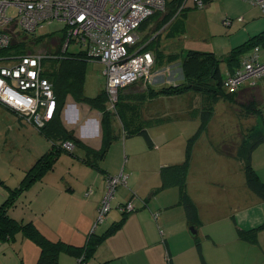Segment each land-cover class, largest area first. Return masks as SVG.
Listing matches in <instances>:
<instances>
[{
	"label": "rangeland",
	"instance_id": "obj_1",
	"mask_svg": "<svg viewBox=\"0 0 264 264\" xmlns=\"http://www.w3.org/2000/svg\"><path fill=\"white\" fill-rule=\"evenodd\" d=\"M204 2V7H198L194 3V0H186L184 13L174 18V21L170 25L172 28L169 29L170 27H167L159 30L156 33V37H154L155 34L153 35L154 38L152 40L154 44L155 38H158V44H155L154 48L157 47L165 55L163 58H158L152 70L151 83L155 80L154 82L156 83H153L154 86L159 87L158 84L161 81H164L161 86L169 81L172 83L183 81L180 58L178 57L168 62L166 56L169 53L180 55L187 50L193 49L198 51H213L218 57H221L232 49V47L248 40L250 33L253 34V31L258 32L264 28V11L259 6H254L247 0H204ZM14 14L15 8L10 7L8 9V15L13 16ZM238 17H241V20H238ZM63 29L64 23L57 20H53L49 24L46 23L41 28L38 27L34 33L35 36L41 37L49 33L50 35H46V42L38 41L31 48L36 52H42V54H51V51L54 50V45L47 44V41L50 37L51 39H59L62 36ZM151 30H146L148 35L151 34H149ZM150 40L149 38L147 41ZM66 50L67 53L78 52L79 50H84V47L70 44ZM51 55H47L48 57L43 59L44 68L53 64L54 60L57 61L60 57L65 56V53L60 49L58 54ZM259 58L261 61H264L263 46L262 49L260 47ZM103 66L102 63L93 59L87 62L84 83L86 95L94 96L104 87L105 81L101 74ZM221 66L224 67V64ZM248 93L249 91L243 98H238V101H242L248 97ZM68 97L66 105L73 103L72 99ZM194 100L193 97L187 98V94L161 96L156 102L149 105L148 112L150 110L151 113L153 112L152 114H148L146 107L142 109L143 119L148 121L145 123V128L156 144L154 147H148L143 136L138 134L129 137L120 136L109 144L104 156L95 165L84 162L82 160L84 154L78 148H74L73 153L61 150L54 156L52 167L45 173V179L53 186H55V183H58L61 188L69 186L68 184L71 183V186L75 188V194H61L58 197V202L60 204L74 206V210L72 211L73 217L77 214V211L80 210L81 212V208H84L83 212L87 216V219L89 216L93 219L91 231L94 228L95 231H93L96 234L105 231L108 225L110 226L113 221L116 222L122 217V212H120L121 203H131L134 208H140L146 201L147 203H151V206L154 208L155 206L156 208L160 206L158 205L159 202H168L167 204H170L171 196L169 194V187H175L174 185L167 187L166 192L157 197H153L152 187L160 184V167L182 160L184 157V146L186 142L184 146L183 144L181 145L182 142L180 143L181 152H178V141L179 139L181 141L182 133L189 138L196 131L200 122L199 117L193 113L194 108L192 109V107H194V104L192 105V103ZM6 108L0 104V109H4L11 115L8 114L10 117L9 120L6 119L5 114L2 115V118L0 116V178L3 180V185L0 184V203L2 202V198L7 194L5 192L9 191L6 189V186L14 188L21 185L28 170L35 159H37V156L48 150L52 143L44 135L40 134L38 129L26 119H23L22 125L17 124V130L8 131L6 122L9 123L11 121L10 124L17 122L13 112L9 108V110ZM76 108L78 109V119L75 122L66 121L65 111L63 109L61 114L64 120L63 122L69 127H75L79 135L83 129L85 134L89 135L87 137L81 136L86 143L92 146L99 145L101 139L99 135H94L93 127L89 123L84 126L80 124L85 114L94 117L96 116L95 112L92 111L90 113L86 107L83 108L80 105H76ZM239 109L240 104L238 102L231 103L219 100L215 104L212 116L208 120V127L202 131V137L196 139L199 142L194 148L193 160H191L193 161V170L200 166L204 169L205 175H202L200 178H190V189L195 192L194 194H197V187L200 184L197 181L202 178L207 181L225 179L230 182L229 185L222 189L214 183H204V191L199 194L201 202L204 203V210L209 207L210 203L215 204L216 202H220L225 211L226 202H233L232 193L234 187L230 184L233 181L236 183V180L232 177L228 178V176L235 172L237 163L234 158L217 152L216 148L222 145V140H226V143L231 144L237 142L242 131L245 132L246 128L254 124L256 119L258 122L260 121L258 116L245 118L244 120L239 118L241 114L238 115V111L239 113L242 112ZM261 110L264 115V101L261 104ZM114 126L116 132H121L118 122ZM240 128L243 130L241 131ZM7 136L12 142V144L8 145V149L5 144ZM208 168L209 170L206 172L205 169ZM107 171L109 172V176L118 175L122 171V174L126 175V179L123 182L118 181L114 187L110 188L111 192L108 203L105 205L108 209L102 215L104 219L102 220L103 222L105 221L103 223L98 218L101 213L99 207L101 205L102 208L104 205L103 199L106 192V178L104 176ZM87 188L92 189L88 192L91 193L93 191L89 196L84 195ZM25 192L24 190L21 191V197L19 196L20 207L17 206L15 210L16 218L19 221L30 220L34 213L37 212L35 208L39 200L34 195L36 192L33 190L30 192V198H32L30 203L25 199ZM100 194L99 204L95 210L96 215L94 216L92 214L95 209L93 205ZM128 198L130 200L126 201ZM26 203L29 204V207H26ZM145 209L148 214L152 212H149V208L147 207ZM162 209L164 210V208ZM11 210L14 212V206L11 207ZM156 211L157 213L160 212V210ZM154 216H156L155 213ZM136 217H140L141 219L146 218V213L140 212V215L138 214ZM87 219L80 220L79 227L85 225ZM75 230L71 231L70 229V233H76ZM121 231L123 232L124 230H120V233ZM162 232L165 235L164 230ZM157 234L159 239L163 237L158 229ZM15 237V246L23 248V252L20 256H17L11 248H6V254L13 255H8V257L2 258V260L6 264H34L36 258L34 247L38 250V246L23 236L21 231L17 232ZM196 237L200 239L199 236ZM75 238L81 240V244L85 240L79 237L78 234H75ZM224 245L225 247H221L222 257L228 255V248L232 249V255L234 249L240 251L241 259H235L236 261L234 262L245 260L251 252L250 249H254L256 252L258 249L254 245L248 248L232 242ZM61 254L62 256H60ZM208 254L210 256V252ZM81 259L78 257L75 258L66 252H60L57 264H79L81 263Z\"/></svg>",
	"mask_w": 264,
	"mask_h": 264
},
{
	"label": "trees",
	"instance_id": "obj_2",
	"mask_svg": "<svg viewBox=\"0 0 264 264\" xmlns=\"http://www.w3.org/2000/svg\"><path fill=\"white\" fill-rule=\"evenodd\" d=\"M185 4L186 0H167L164 9L166 11H155L141 22L138 28L139 40L136 43V47H142L141 50L152 51L155 57V64L158 58H163L165 55L157 47L154 48L155 44H158V38H155V44L152 38L156 37V33L159 30L170 27L174 18L184 13ZM152 23L154 24L152 25ZM148 29H152L149 32V34L151 33L150 35L146 31ZM46 35L48 34L41 37L37 36L34 42L42 41ZM149 38L151 40L147 41ZM23 39H25L24 36L22 37ZM50 41L54 45V50L51 51V54H58L60 49H62L63 38L60 37L57 40L51 39ZM255 46H264V30L254 34L243 43L232 47L221 57H218L213 51H198L193 49L187 50L180 55L169 53L166 56L168 62L175 58H180L183 81L166 83L157 89L152 88L149 84H145V86L141 83L125 85L118 89L116 100L112 105L104 88L94 96L86 95L84 87L85 73L86 64L90 61V58H88L85 50L70 53H67L66 49L63 50L65 56L60 57L57 61L54 60L53 64L48 65L43 72V75L51 82L57 107L53 118L45 126L39 128L38 131L52 143L50 148L39 155L34 161L21 185L14 188L6 186V189L9 190L7 197L0 203V242L14 241L16 233L21 231L23 236L33 241L39 248L36 264H57L60 252L75 255L76 258H82L79 264L88 262L92 258L96 246L106 236L120 228L126 215L125 211H121L124 216L111 224L103 233H90L83 246H75L61 240L52 241L41 233L32 221H17L8 214V211L14 206L21 191H25L34 182L41 180L45 173L50 170L53 158L57 153L61 150L73 153V149L67 150L62 146L66 141L71 142L74 148L82 150L84 152L82 160L93 165L104 156L109 144L120 136L129 137L138 134L143 136L148 147H153L152 138L145 128V123L148 121L143 119L142 109H144L145 105L143 103L145 101L159 96L192 93L195 96L192 104L198 103L193 113L199 117L200 122L197 130L186 142L184 159L182 162L160 167V184L156 187L157 191L173 185L178 188L179 198L177 204L183 206L189 224H194L197 219L196 206L186 189V175L192 157V145L207 127L214 106L219 100L231 103L238 102L240 104L239 110L242 111L240 113L238 111V115L241 114L239 118L243 120L255 116H258L260 120L258 122L256 119L254 124L246 128L245 132L240 128L242 131L241 136L235 144L222 141V145L217 147L216 151L226 156H232V158L241 162L246 186L264 199V183L259 179L251 164L252 150L264 141V115L261 110V104L264 101V88L260 89L253 85L244 87L235 93H229L223 87L225 71L232 72L240 67L242 59ZM27 48V44L25 45L24 41H16V39L11 47H9L10 50L17 52H27ZM222 64H224L225 70H223ZM248 91V97L242 101H238V98H243ZM67 96H70L75 103L86 104L91 109L99 112L101 144L98 149L89 146L76 134L73 128H67L63 124L61 112L65 106ZM116 122H118L121 128V132L115 131L114 124ZM0 184L3 185L1 178ZM263 228L264 223L250 230L239 229L238 237L250 242H256L257 233ZM195 246L203 264H206L201 253L200 242L197 239ZM99 264H110V262L104 261Z\"/></svg>",
	"mask_w": 264,
	"mask_h": 264
},
{
	"label": "crops",
	"instance_id": "obj_3",
	"mask_svg": "<svg viewBox=\"0 0 264 264\" xmlns=\"http://www.w3.org/2000/svg\"><path fill=\"white\" fill-rule=\"evenodd\" d=\"M263 30L264 28L258 32L253 31V34L250 33V37ZM223 70H225V68ZM154 81L149 85L155 89L159 88L161 84L164 82L161 81V83L158 84L159 87H156L153 85V83H156ZM167 83H172V82L169 81ZM254 85L259 87L260 89H263L264 76L258 79ZM159 97L154 98L152 100H147L145 101V103H143V105H145L144 107L147 108L146 110L147 112L149 105L153 104V102H156ZM188 97L195 98V96L192 93H187V98ZM66 100H65V105H66ZM72 102L73 103L67 104L66 107L64 106L65 109L63 108L65 111V120L68 122H75L79 116L76 105H80L83 108L86 107L90 113L94 111L96 116L90 117L88 116L89 114H85L80 124L84 126L85 124L89 123L93 127L94 135L100 136L99 112L94 109H91L86 104L75 103L73 99ZM196 103L194 104V107H192V109L197 108L198 103L197 104ZM6 109L9 110L8 108ZM11 112H13L14 116L16 117L17 123L10 124L11 121H9V123L6 122L8 131L17 130L16 129L17 124L22 125L24 121L23 118L19 117V115L16 112H14L13 110H11ZM152 113L149 110L148 114H152ZM0 114H1L0 115L1 118L3 117L2 115L5 114L6 119L7 120L10 119V117L8 116L9 113L4 109H0ZM61 120L62 122L64 121L62 119V115H61ZM63 124L67 128H73L76 134L78 133L75 127H69L64 122ZM182 135L183 136L181 141L180 139L178 141L179 143L178 152H181L180 143L182 142L181 145L183 144L184 146V143L187 142L186 140H188L186 135H184L183 133ZM202 135L203 133H201L199 137H202ZM78 136L81 138V136L87 137L89 135L85 134L84 130L82 129L81 134L79 135L78 133ZM222 141L226 142V140H222ZM5 142L7 146L6 148L8 149V145L12 144L8 136L6 137ZM198 142L199 141L196 140L192 145L191 160H193V151ZM100 144L96 146H92L90 144L88 145L93 147L94 149H98L100 147ZM153 144L154 147L156 145L154 141ZM72 149H74V147ZM82 153L84 154L83 151ZM184 155H185V148H184ZM183 159L184 157L182 158V160H178L177 162L174 163H179L180 161L182 162ZM191 160L186 175V189L190 198L192 199V201L196 206L197 219L194 222V224H189L183 206L177 204L179 198L178 188L176 186L169 187L170 188L169 194L171 196L170 204H167L168 202H164V203L159 202L158 205L162 207L157 206L156 208L155 206L154 208L151 206V203H147L146 201L142 204L140 208L133 207L134 209L127 212L125 216L122 214V217L124 216V220L120 228L112 232V234L106 236L96 246L92 258H90L88 262L83 264H99L104 261H109L110 264H203V261L201 260V257L195 246L196 239L200 242L201 253L206 264H255V263L264 264V228L258 231L256 242H250L243 238L238 237L239 229L250 230L264 223V199L256 195L246 186L244 173L241 167L242 166L241 162L234 159L235 162L237 163L238 168L235 167L236 168L234 170L235 172L231 173L228 176V178L231 177L234 178L236 180V183L235 181H233L230 184L232 187H234L233 188L234 191L232 193L233 202L230 203L229 201L226 202V207H225L226 210L224 211L223 210L224 207H222V203L220 202H216L215 204L210 203L209 207H207L204 210L203 208L204 203L201 202L199 194L203 193L204 191L203 190L204 183L206 184L207 182H211L216 184L217 187L222 189L223 187L229 185L230 182L225 179L215 180V181H207L204 178L198 179L197 182L200 184L197 187V194H194L195 192H193V190L190 189V184H189L190 178L192 177L200 178L202 175H205V172L204 169H202L200 166H198L193 170V161ZM251 164L254 170L256 171L259 179L264 183V141H262L252 150ZM208 170L209 168L205 169L206 172ZM107 175L109 176L108 171L106 172V175L104 177L106 178ZM68 185L69 186L61 188L58 183H55V186H53L47 182V179H45V175L41 180L34 182L25 190L26 191L25 199L28 200L30 203V201L32 200V198H30V192H32V190L36 192L34 195L36 196V199L39 200L36 203L37 205L35 208L37 212L34 213V215L30 220H20V221L23 222L32 221L39 229V231L52 241L61 240L73 244L75 246H83L86 243L89 234L95 233L94 228H93L94 231L93 230L91 231L93 219L90 216L87 219V216L83 212L84 208H81V212L80 210L77 211V214L73 217L72 211L74 210V206L67 204H60V202H58V197L61 194H68V195L75 194V188L71 186L72 184L69 183ZM158 186L159 184L154 185L152 187L153 197L161 196V194H164L167 190L165 188L163 190L157 191L156 187ZM50 190H52L53 192ZM91 190L92 189L87 188L84 192V195L89 196V194L93 192V191L91 193L88 192ZM6 195L4 198H2V201L6 198ZM100 196L101 194L95 200L93 205L95 207L94 212H92L94 216L96 215L95 210L99 204L98 201ZM20 197H18L14 203V212H12L11 208L8 211V214L16 220L17 218H16L15 210L17 206L20 207L19 205ZM129 200L130 199L128 198L126 201ZM123 204L125 203H121L120 205ZM26 207H29V204L26 203ZM145 207L149 208V212L152 211L151 212L152 214L151 213L148 214ZM162 208H164V210ZM156 210L158 211L160 210V212L157 213ZM140 212L146 213V218L144 217L141 219L140 217H136L138 216V214L140 215ZM154 213H156L157 216H154ZM82 219H87V222L82 227H79L80 220ZM114 222L115 221H113V223ZM191 226L195 228V233H192V231L189 230ZM70 229L71 231L76 229L75 230L76 233H70ZM122 229L124 231L123 232L121 231L120 233V230ZM157 229L161 235H163L162 230H164L165 232V235H163V237H160V239L157 234ZM75 234H78L79 237L85 239L82 244L80 242L81 240H77L75 238ZM117 236L118 238H116ZM196 236H199L200 239H198ZM228 242L239 244L240 246L248 247V248L254 245L257 246L258 249L257 252L254 251V249H250L251 252L246 257L245 260H240V262H234L236 261L235 259H241L240 251H236L234 249L232 255V249L228 248L229 251L228 255L224 257L221 256L222 255L221 247H225L224 244ZM15 243L16 242L14 241L0 242V264H6L2 260V258L8 257V255H13V254L7 255L5 251L6 248H11L13 251H15L17 256L21 255V253L23 252V248L16 247ZM34 250L36 257L34 264H36V261L39 256V248L37 250L34 247ZM209 252H210V256L208 254ZM60 256H62V254ZM72 256L75 257V255Z\"/></svg>",
	"mask_w": 264,
	"mask_h": 264
},
{
	"label": "built area",
	"instance_id": "obj_4",
	"mask_svg": "<svg viewBox=\"0 0 264 264\" xmlns=\"http://www.w3.org/2000/svg\"><path fill=\"white\" fill-rule=\"evenodd\" d=\"M166 1L0 0V103L37 129L53 118L57 101L51 82L43 75V59L52 55L31 48L38 42H34L36 29L53 20L64 23L62 50L70 44L83 46L90 60L104 65L101 74L111 105L120 87L133 83L150 84L155 57L152 51L136 47L138 28L152 13L163 11ZM247 1L264 11V0ZM194 3L198 7L205 6L204 0H194ZM10 7L15 8L13 16L8 15ZM23 36L25 39L22 40ZM15 39L27 44V52L9 49ZM50 40L51 37L47 44H52ZM42 41L46 42V38ZM259 51L260 47H253L242 59L240 67L232 72L225 71L223 87L226 92L235 93L252 86L264 76V62L259 60ZM62 146L65 149L73 147L69 141ZM125 179L122 171L106 177L104 205L99 207V220L108 209L105 205L110 188ZM120 209L127 213L134 208L131 203H125Z\"/></svg>",
	"mask_w": 264,
	"mask_h": 264
},
{
	"label": "water",
	"instance_id": "obj_5",
	"mask_svg": "<svg viewBox=\"0 0 264 264\" xmlns=\"http://www.w3.org/2000/svg\"><path fill=\"white\" fill-rule=\"evenodd\" d=\"M190 230L192 231V233H195V228L193 226L190 227Z\"/></svg>",
	"mask_w": 264,
	"mask_h": 264
}]
</instances>
